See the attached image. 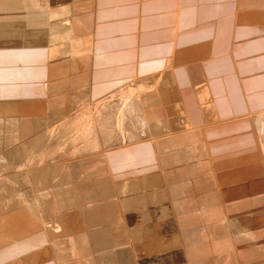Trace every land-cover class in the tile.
<instances>
[{
	"label": "crops",
	"instance_id": "0c3cea01",
	"mask_svg": "<svg viewBox=\"0 0 264 264\" xmlns=\"http://www.w3.org/2000/svg\"><path fill=\"white\" fill-rule=\"evenodd\" d=\"M45 3L0 0V264H264V0ZM126 88L142 130L22 168Z\"/></svg>",
	"mask_w": 264,
	"mask_h": 264
},
{
	"label": "rangeland",
	"instance_id": "374dc122",
	"mask_svg": "<svg viewBox=\"0 0 264 264\" xmlns=\"http://www.w3.org/2000/svg\"><path fill=\"white\" fill-rule=\"evenodd\" d=\"M134 95L135 92L132 89H122L72 119L65 120L59 126V132L54 129L47 130L42 139L38 138L44 147L38 155L25 156L22 168L29 164L51 162L57 158L61 159L92 151L100 142L99 135L107 137L111 132H114L113 130L118 131L124 138L127 123L129 125L134 123L142 130V119L132 99ZM257 119L260 120L259 124L263 122L261 126L263 128L264 119L259 117ZM263 140L264 135L260 139L262 148ZM2 172L0 171V173Z\"/></svg>",
	"mask_w": 264,
	"mask_h": 264
},
{
	"label": "bare ground",
	"instance_id": "6f19581e",
	"mask_svg": "<svg viewBox=\"0 0 264 264\" xmlns=\"http://www.w3.org/2000/svg\"><path fill=\"white\" fill-rule=\"evenodd\" d=\"M41 1H43V3H47V0H41ZM45 3V4H46ZM260 121V120H259ZM262 122V121H261ZM143 123V122H142ZM262 124H263V122H262ZM262 124H260L261 126H262ZM143 128H144V124H143ZM259 133H261V136L260 137H262L263 138V135H264V127L262 128L261 127V129H260V132ZM262 138H260V139H262ZM264 141V140H263ZM262 146H263V151H264V143L262 142ZM59 159L60 158H57V159H55V160H58L59 161ZM55 160H53V161H55ZM262 160V159H261ZM53 161H51V162H53ZM264 167V166H263ZM4 173L5 172H2V173H0V175L2 176V175H4ZM28 175V174H27Z\"/></svg>",
	"mask_w": 264,
	"mask_h": 264
}]
</instances>
